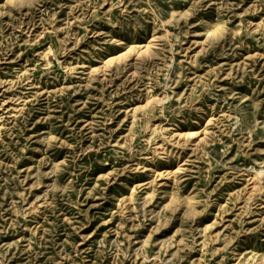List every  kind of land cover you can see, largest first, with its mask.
I'll return each instance as SVG.
<instances>
[{
    "label": "rangeland",
    "instance_id": "1",
    "mask_svg": "<svg viewBox=\"0 0 264 264\" xmlns=\"http://www.w3.org/2000/svg\"><path fill=\"white\" fill-rule=\"evenodd\" d=\"M0 264H264V0H0Z\"/></svg>",
    "mask_w": 264,
    "mask_h": 264
}]
</instances>
